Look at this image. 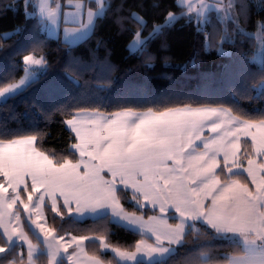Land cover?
<instances>
[{
  "label": "snow or ice",
  "instance_id": "obj_1",
  "mask_svg": "<svg viewBox=\"0 0 264 264\" xmlns=\"http://www.w3.org/2000/svg\"><path fill=\"white\" fill-rule=\"evenodd\" d=\"M94 2L95 10L85 0H67L75 11L64 12L58 0H23L24 15L37 16L38 9L40 23L53 27L63 16L65 22L78 24L64 29L66 37L83 39L111 8L110 0ZM177 7L184 10L179 15L168 12L147 37L142 36L147 21L138 12H130L128 19L138 28L128 50L144 52L151 40L179 19L195 26L209 50L213 34L206 26L211 13H216L217 22L235 25L234 34L225 27L218 52L223 53L225 43H235V36L252 35L239 25L238 16L247 13L244 3L239 4L238 14L232 0L226 6L223 0H177ZM121 19L116 22L124 31ZM259 29L261 45L248 62L259 66V80L253 88L258 97H264V24ZM151 60L149 55L145 62ZM23 65L19 80H0V104L27 91L48 66L44 56L34 54L25 55ZM71 67L66 79L79 88L83 72L99 67L109 73L112 66L107 61L85 65L74 60ZM109 84L98 81L96 86L103 90ZM32 106H38L46 117L50 114L39 99ZM53 108L64 115L61 123L70 139L62 155L41 147L42 132L11 136L0 132V254H4V264H168L190 236L196 237L193 243L202 249L208 246L200 244V237L235 245L236 254L224 256L219 264H264V114L250 116L235 105L207 102L106 111L102 101L88 102L83 97L65 98ZM125 200L134 202L136 211H127ZM148 207L154 212L158 209L159 214L147 219L143 213L137 215ZM45 213L54 214L53 222L59 217L71 224L90 216L94 227L87 230L89 234L61 235L60 230L45 226ZM109 224L128 228L142 238L129 247L114 246ZM202 228L206 230L201 232ZM146 233L150 234L147 239ZM65 236L70 238L65 240ZM86 242L94 246L91 254ZM25 245L26 260L16 251ZM109 251L113 256L106 260L103 257ZM191 264H214V260L201 251Z\"/></svg>",
  "mask_w": 264,
  "mask_h": 264
},
{
  "label": "trees",
  "instance_id": "obj_2",
  "mask_svg": "<svg viewBox=\"0 0 264 264\" xmlns=\"http://www.w3.org/2000/svg\"><path fill=\"white\" fill-rule=\"evenodd\" d=\"M110 3L106 17L97 20L93 33L79 43L69 44L61 37L48 35L38 15L26 18L23 0H0V36L9 33L0 39V80H18L23 75V57L31 53L44 56L48 65L46 74L37 83L6 104H0V132L7 136L33 130L42 132L41 147L57 156L64 154L70 143L69 134L61 123L64 115L56 112L53 105L65 98L102 101L106 111L118 110L121 106L143 110L146 107L207 102L235 105L250 116L264 114V97H258L253 88L259 80L256 75L259 66L248 62V57L259 50L264 0H233L234 13L240 12V3L247 5L246 15H239L238 21L245 33L252 35L235 36V43L223 45V53L217 50L220 35L225 27L234 34L235 25L217 22L216 13L210 14L211 22L206 26L213 34L209 50L205 49L204 36L197 34L195 26L186 19H179L172 28L151 40L144 52H130L128 45L132 33L138 28L128 19L130 12H138L147 21L142 30V36L147 37L153 25L162 23L168 12L179 15L184 9L177 7V0H110ZM153 3L159 7H152ZM118 19H121L124 31L116 22ZM149 55L152 60L146 63ZM74 60L85 65L107 61L112 67L109 73L102 72L99 67L83 72L78 88L66 79ZM86 81L89 82L87 85ZM98 81H110V84L101 90L96 86ZM36 99L43 102L45 111L51 110L47 117L38 106H32ZM250 187L253 186L250 184ZM122 202L127 209L136 211L132 202ZM139 212L148 215L153 210L147 208ZM53 215L46 213L48 223L60 230V234H89L87 230L94 227L93 219L71 224L59 217L53 222ZM205 230L202 228L201 232ZM108 232L114 246L129 247L142 238L137 232L115 224L108 225ZM144 237L148 236L145 234ZM195 239L190 236L168 264H191L199 258L201 251H207L214 264H219L226 255L236 254V246L225 241L200 237V244L208 246L202 249L193 243ZM87 250L91 254L95 249L87 243ZM16 251L27 259L25 246ZM112 256L107 252L103 258L111 260ZM0 264H4V254H0Z\"/></svg>",
  "mask_w": 264,
  "mask_h": 264
},
{
  "label": "crops",
  "instance_id": "obj_3",
  "mask_svg": "<svg viewBox=\"0 0 264 264\" xmlns=\"http://www.w3.org/2000/svg\"><path fill=\"white\" fill-rule=\"evenodd\" d=\"M58 2L63 5V11L64 12L75 11L74 7L69 6L67 4V0H58ZM85 2L87 3L88 7H91L95 10L96 5H95L94 0H85ZM228 2H229V0H223V3L225 6L228 4ZM232 2H233V0H232ZM37 15H38V9H37ZM77 26H78V24L72 23L71 21L65 22V19L63 16H61L60 19L57 21V24L55 25V27H53L50 24H47L46 22L44 23V29L48 35L53 36V37H61L65 42H67L69 44L79 43V42L85 40L86 38H88L90 36L89 35L88 37H85L83 39H75V40H73L72 37H66L64 29L65 28L71 29V28H74ZM252 188L254 190V186Z\"/></svg>",
  "mask_w": 264,
  "mask_h": 264
},
{
  "label": "rangeland",
  "instance_id": "obj_4",
  "mask_svg": "<svg viewBox=\"0 0 264 264\" xmlns=\"http://www.w3.org/2000/svg\"><path fill=\"white\" fill-rule=\"evenodd\" d=\"M260 45H261V39H260V35H259V48H260ZM258 48V49H259ZM32 54H34V53H32ZM37 58H39L41 55H37V54H34ZM23 66V65H22ZM23 76V75H22ZM21 76V77H22ZM20 77V78H21ZM19 80V79H18ZM259 159V158H258ZM244 166L246 167L247 165H246V163H244ZM123 203V202H122ZM133 204H134V202H132ZM125 206V205H124ZM126 208V207H125ZM148 208H150L151 210H152V208L151 207H148ZM127 209V208H126ZM147 209V208H146ZM146 209H143V210H146ZM127 211H129V212H132V211H135V210H129V209H127ZM141 213H143V215H144V217H145V219H147V216H150V215H154V214H159V212H158V209L154 212H152V213H150V214H148V215H146L145 214V212H139V211H137V215H140ZM45 215H46V213H45ZM47 217V216H46ZM87 219H93L92 217H85L83 220H87ZM171 222H173V221H170V223ZM46 227H51L50 225H49V223H48V219H47V223H46V225H45ZM71 234H73V235H78V234H74V233H71ZM83 234V233H82ZM84 234H86V233H84ZM61 235H63V234H61ZM79 235H81V234H79ZM146 235L149 237L150 236V234H148V233H146ZM148 237H144L145 239H147ZM70 237H68V236H65V240H67V239H69ZM41 239H42V237H41ZM154 239V238H153ZM151 242V241H150ZM33 243H36V241L35 240H33ZM61 243H64V241H61ZM25 247H26V245H25ZM85 247H86V250H87V242H86V244H85ZM26 249H27V247H26ZM71 251H72V249H69V253H71ZM88 251V250H87Z\"/></svg>",
  "mask_w": 264,
  "mask_h": 264
},
{
  "label": "built area",
  "instance_id": "obj_5",
  "mask_svg": "<svg viewBox=\"0 0 264 264\" xmlns=\"http://www.w3.org/2000/svg\"><path fill=\"white\" fill-rule=\"evenodd\" d=\"M206 31L209 33V29L206 27ZM23 67H24V65H23Z\"/></svg>",
  "mask_w": 264,
  "mask_h": 264
}]
</instances>
